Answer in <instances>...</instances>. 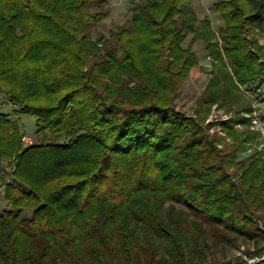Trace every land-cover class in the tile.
I'll use <instances>...</instances> for the list:
<instances>
[{"label": "trees", "instance_id": "trees-1", "mask_svg": "<svg viewBox=\"0 0 264 264\" xmlns=\"http://www.w3.org/2000/svg\"><path fill=\"white\" fill-rule=\"evenodd\" d=\"M106 2L0 0V90L37 133L67 138L22 147L0 113V159H12L0 264H193L239 238L260 257L264 148L238 160L256 143L245 118L221 123L231 142L204 121L236 83L264 80V45L245 36L264 33V0L214 2L222 50L191 0H143L129 29L91 39ZM198 40L215 59L208 72L190 51ZM190 74L209 77L194 116L174 103Z\"/></svg>", "mask_w": 264, "mask_h": 264}, {"label": "rangeland", "instance_id": "rangeland-1", "mask_svg": "<svg viewBox=\"0 0 264 264\" xmlns=\"http://www.w3.org/2000/svg\"><path fill=\"white\" fill-rule=\"evenodd\" d=\"M216 0H191V7L195 11L198 23L206 18L211 30L216 34L215 41L219 49L222 47L220 30L223 28V20L214 10L213 4ZM143 0H107L105 8L108 10L107 15L99 22L90 23L89 31L90 38L95 39L99 35L108 37L110 32L115 31L118 27L130 28L131 17L136 11L139 4ZM89 12H95L94 7H89ZM254 36L260 46L264 45V33L253 29ZM192 38V34H187L183 42L182 48H186ZM222 50V49H221ZM190 51L193 52L199 67L205 72L212 69V64L215 59L208 54L205 42L198 40L191 45ZM224 62L229 72L231 66L229 59L224 56ZM258 63H264V49L258 55ZM209 81V77L203 75L190 74L186 77L178 94L174 100L177 110L187 113V115L194 116L197 100L202 95L204 88ZM237 89L233 91L229 97V102L225 104H214L204 123L212 125L210 133L215 132L219 136H224L222 133L221 123L235 120L238 117L245 118L248 125V133L255 136V145H248L244 149L237 152L238 160H246L254 153V148L260 150L264 148V80L255 81L252 84L241 86L236 83ZM0 113L16 125L20 131L21 136H27L30 143H24L21 140L22 147L29 145H37L41 142H58L64 143L67 138L64 136H55L50 133H37L35 127V119L29 115L19 114L16 105L10 103L0 90ZM234 129L242 131L243 127L240 124H234ZM225 137V136H224ZM226 142H231L230 138L225 137ZM10 161L0 159V215L3 210L8 209L6 200L4 199V184L11 181L10 173L12 167ZM176 207H180L176 205ZM30 210H24L23 214L28 217ZM209 244L212 243L210 237L206 240ZM238 248H232L227 245L212 247L206 253L205 260L195 259L193 264H206L210 262H225L230 261L231 264H264V254L260 257H249L246 253L251 252L252 245L248 240L239 238L237 241ZM121 264H124L121 259ZM171 264V263H167Z\"/></svg>", "mask_w": 264, "mask_h": 264}, {"label": "built area", "instance_id": "built-area-1", "mask_svg": "<svg viewBox=\"0 0 264 264\" xmlns=\"http://www.w3.org/2000/svg\"><path fill=\"white\" fill-rule=\"evenodd\" d=\"M21 140H22V142H24V143H30V140H29V138L27 137V136H22L21 137Z\"/></svg>", "mask_w": 264, "mask_h": 264}]
</instances>
